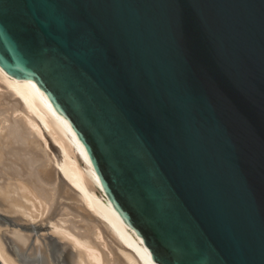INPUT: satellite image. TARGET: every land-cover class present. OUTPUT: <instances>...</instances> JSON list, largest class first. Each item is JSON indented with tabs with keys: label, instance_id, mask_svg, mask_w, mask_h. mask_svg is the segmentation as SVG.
Masks as SVG:
<instances>
[{
	"label": "water",
	"instance_id": "water-1",
	"mask_svg": "<svg viewBox=\"0 0 264 264\" xmlns=\"http://www.w3.org/2000/svg\"><path fill=\"white\" fill-rule=\"evenodd\" d=\"M0 66L158 264H264V0H0Z\"/></svg>",
	"mask_w": 264,
	"mask_h": 264
},
{
	"label": "bare ground",
	"instance_id": "bare-ground-1",
	"mask_svg": "<svg viewBox=\"0 0 264 264\" xmlns=\"http://www.w3.org/2000/svg\"><path fill=\"white\" fill-rule=\"evenodd\" d=\"M0 264H158L70 123L35 81L1 66Z\"/></svg>",
	"mask_w": 264,
	"mask_h": 264
},
{
	"label": "rangeland",
	"instance_id": "rangeland-1",
	"mask_svg": "<svg viewBox=\"0 0 264 264\" xmlns=\"http://www.w3.org/2000/svg\"><path fill=\"white\" fill-rule=\"evenodd\" d=\"M38 229H41V228H38Z\"/></svg>",
	"mask_w": 264,
	"mask_h": 264
}]
</instances>
